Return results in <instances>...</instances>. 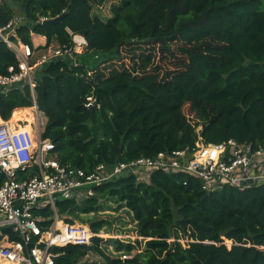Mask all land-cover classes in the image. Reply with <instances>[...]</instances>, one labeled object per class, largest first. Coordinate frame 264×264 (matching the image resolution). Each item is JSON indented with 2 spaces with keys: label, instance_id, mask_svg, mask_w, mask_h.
<instances>
[{
  "label": "trees",
  "instance_id": "16d2710c",
  "mask_svg": "<svg viewBox=\"0 0 264 264\" xmlns=\"http://www.w3.org/2000/svg\"><path fill=\"white\" fill-rule=\"evenodd\" d=\"M108 1L0 0V28L16 17L23 21L10 38L14 43L34 48L36 34L47 40L38 50L70 46V30L86 38L87 54L101 57L92 68L81 56L77 66L55 60L36 71V102L47 118L43 138L53 142L61 165L89 172L182 149L198 140L199 126L206 143L236 139L264 146V0H115L110 18L93 14ZM64 12L59 24L46 23ZM127 48L134 55L142 50L132 68L106 67ZM159 56L168 68L156 64ZM18 64L0 38V75ZM89 97L93 108L86 107ZM33 105L28 85L0 89L3 121L18 109L28 118ZM186 105L198 122L186 117ZM5 180L0 173V185ZM109 201L133 214L142 241L94 237L91 245L55 247L54 264H98L83 262L91 253L103 258L99 264H264V184L208 192L184 173L155 171L147 182L124 175L81 202L57 199V214L75 224L103 212ZM34 214L45 230L55 213L45 206ZM82 224L98 234L108 221ZM2 232L21 240L10 228Z\"/></svg>",
  "mask_w": 264,
  "mask_h": 264
},
{
  "label": "built area",
  "instance_id": "2783aa9c",
  "mask_svg": "<svg viewBox=\"0 0 264 264\" xmlns=\"http://www.w3.org/2000/svg\"><path fill=\"white\" fill-rule=\"evenodd\" d=\"M21 23L22 19L16 17L0 28V38L15 52L19 62L18 70L10 67L8 75H0V89L7 93L28 85L34 98V105L27 108L32 123L24 119L0 120V173L6 178L0 185V242L5 244L0 243V264H54L57 254L53 248L91 245L94 237L101 238L87 224L62 220L57 214L56 201L62 198L81 202L94 197L96 187L124 175L147 182L155 171L184 173L199 179L202 189L208 192L225 186L245 190L264 184V146L254 148L251 143L236 139L206 143L199 135L192 146L162 151L153 157L142 156L113 167L101 164L87 172L61 165L54 154L53 142L43 138L47 118L36 102L35 73L55 60L77 66L81 56L88 52V42L84 36L67 30L72 37L70 46L51 45L39 52L37 48L11 41ZM99 57L95 55V59ZM94 105L95 100L89 97L86 107ZM23 110L26 109H18ZM19 172L25 177L21 179ZM45 206H50L55 214L52 224L43 230L34 209ZM4 228H10L21 240L10 241L9 235L3 236ZM128 257L122 255L121 259Z\"/></svg>",
  "mask_w": 264,
  "mask_h": 264
},
{
  "label": "rangeland",
  "instance_id": "374dc122",
  "mask_svg": "<svg viewBox=\"0 0 264 264\" xmlns=\"http://www.w3.org/2000/svg\"><path fill=\"white\" fill-rule=\"evenodd\" d=\"M115 0H110L107 3H105L101 7H94L93 14L100 16L103 20H106L111 17L110 12V6L112 3H114ZM23 22V21H22ZM142 50H138L137 54L134 55L133 52L129 51V48L122 50L121 57L119 59H114L108 64H106V67L111 68V65L116 66L119 69H122L123 67L132 68L134 62L138 60L137 56ZM106 54H102L101 56H105ZM82 60H84L90 68L96 67L99 64V60L101 59H95L94 54H85ZM135 58V60H134ZM156 64H160L163 68H168L170 66L169 61L162 62L160 60V56L156 59ZM184 113L186 117L194 124L198 122V119L194 112L190 110L189 105H186L184 107ZM19 112H16L13 116L12 121H17V117L22 118V116L17 115ZM28 118H25L29 123H32L33 118L32 115L27 116ZM202 128V126L198 127V130ZM197 130V131H198ZM104 205L106 206L105 210L103 212L97 213V214H89V215H82L81 219L83 221H90L94 219H104L108 221V225L106 228H104L100 234L102 235L101 238L104 239V241L108 239H119L122 241H132L135 242L137 240L142 241V238L137 236L136 232V222L133 218V214L124 207H120L117 203L114 202H104ZM81 219H76L75 224H82ZM182 244H187L190 242L188 239H182L180 240ZM2 245L4 244V241L0 242ZM226 245L228 247L232 246V242L225 241ZM143 245V243H142ZM104 247H107L109 249V252L113 255H116L113 248L110 245L103 244ZM143 247V246H142ZM142 247H140L142 249ZM138 250H135L132 254L137 253ZM103 261V258L95 253L89 254L86 258L83 259V262H89V263H101Z\"/></svg>",
  "mask_w": 264,
  "mask_h": 264
},
{
  "label": "crops",
  "instance_id": "0c3cea01",
  "mask_svg": "<svg viewBox=\"0 0 264 264\" xmlns=\"http://www.w3.org/2000/svg\"><path fill=\"white\" fill-rule=\"evenodd\" d=\"M32 41H33V45H34V48H39V47H44L47 43V40H46V37L44 36H41V35H36V34H33V38H32ZM53 46H56V45H53ZM44 49L42 50H39V52H42ZM40 68H38L37 70H39ZM36 74V73H35ZM28 110V109H27ZM17 112H20V111H17ZM15 113V112H14ZM14 115V114H13ZM19 115V114H17ZM21 116V115H20ZM19 118V117H17ZM0 120L1 117H0ZM25 120V119H24Z\"/></svg>",
  "mask_w": 264,
  "mask_h": 264
},
{
  "label": "water",
  "instance_id": "95a60500",
  "mask_svg": "<svg viewBox=\"0 0 264 264\" xmlns=\"http://www.w3.org/2000/svg\"><path fill=\"white\" fill-rule=\"evenodd\" d=\"M66 15V12H64L62 15L58 16L57 18L53 19V20H46V23L47 24H50V25H56V24H59L65 17ZM198 135L199 137H203V128H200L198 130Z\"/></svg>",
  "mask_w": 264,
  "mask_h": 264
},
{
  "label": "bare ground",
  "instance_id": "6f19581e",
  "mask_svg": "<svg viewBox=\"0 0 264 264\" xmlns=\"http://www.w3.org/2000/svg\"><path fill=\"white\" fill-rule=\"evenodd\" d=\"M19 119H21V118H17V120H19Z\"/></svg>",
  "mask_w": 264,
  "mask_h": 264
}]
</instances>
